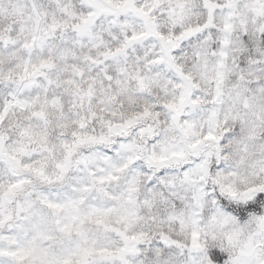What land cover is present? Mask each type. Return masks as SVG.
I'll return each mask as SVG.
<instances>
[{"label": "clouds", "instance_id": "1", "mask_svg": "<svg viewBox=\"0 0 264 264\" xmlns=\"http://www.w3.org/2000/svg\"><path fill=\"white\" fill-rule=\"evenodd\" d=\"M0 264H264V0H0Z\"/></svg>", "mask_w": 264, "mask_h": 264}]
</instances>
